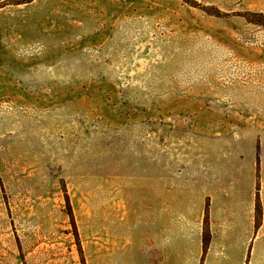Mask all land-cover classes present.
<instances>
[{
	"label": "rangeland",
	"instance_id": "obj_1",
	"mask_svg": "<svg viewBox=\"0 0 264 264\" xmlns=\"http://www.w3.org/2000/svg\"><path fill=\"white\" fill-rule=\"evenodd\" d=\"M0 264H264V0H0Z\"/></svg>",
	"mask_w": 264,
	"mask_h": 264
}]
</instances>
